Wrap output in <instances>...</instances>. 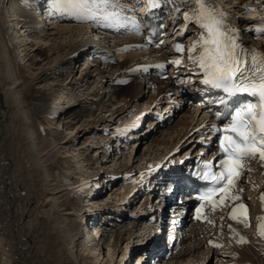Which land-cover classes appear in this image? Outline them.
<instances>
[{"label":"bare ground","instance_id":"obj_1","mask_svg":"<svg viewBox=\"0 0 264 264\" xmlns=\"http://www.w3.org/2000/svg\"><path fill=\"white\" fill-rule=\"evenodd\" d=\"M41 1L4 0L10 12L3 5L0 11L2 25L6 32L11 30V40L16 44L21 61L36 72L26 80L17 77L14 67L17 59L14 61L7 52V33L3 34V29H0V264H86L83 257L88 255L94 264H103L105 260L110 264L112 255L124 257L128 248L137 247L143 238L147 239L144 245L164 242L162 233L153 236L156 225L150 221L149 213L154 209L153 201L139 198L137 206L133 207L138 197L133 183L142 178V168L151 166L172 148L176 136L184 137L179 133L190 124L191 115L184 110L171 124L168 121L150 124L146 130L152 133L145 142L140 136H130L129 133L139 132L133 126L137 123L136 117L145 120L148 116V113H141V106L149 112L153 104L165 96L170 97L167 87L172 80L164 82L150 69L141 66L145 50L144 47L136 49L134 45L142 40V36L139 32L125 31L119 17L114 30L109 31L112 36L102 31V26L108 23L100 18L66 15L55 22L49 20V15H45V20L38 14L37 18L33 14ZM226 5L238 23L243 26L248 23L240 14L239 6L228 1ZM97 34H101V41L94 47ZM257 43L264 46V37ZM26 46L29 54L23 49ZM112 49L120 54L105 57V66L100 68L97 54L108 56L107 51ZM77 64L81 69L78 78ZM122 81L126 82L123 84ZM48 82L49 85L43 86ZM151 86L156 87L154 91L148 90ZM121 87H125L127 92L124 97L119 95ZM32 89L40 90V96L53 91L60 93L57 95L60 99L56 96L55 103L45 104L38 99L36 103L40 108L36 113L33 111L36 124L25 105V96L30 95ZM79 94L83 98L82 103L78 99L68 104L74 100L69 96ZM52 105L57 107L51 109ZM44 119L51 125L47 133L41 122ZM119 122L131 125L122 136L108 129V125ZM167 126H171L170 129L162 130ZM59 129L71 133L72 137L58 144L53 135ZM37 133L43 138V143ZM141 138L140 144L149 143L155 151L151 152L148 147L141 154L136 152L135 158H126L122 148ZM63 144L75 146L71 155L67 151L60 152ZM76 151H82L80 154L84 155L81 163L78 159L80 154H75ZM92 153L96 158L90 156ZM61 154L78 161L76 164H81V171L86 175L74 170L68 176L58 174L55 169L51 172L49 159L62 158ZM100 156L103 160L98 162L96 159ZM113 180L118 183H113ZM102 191L107 192L109 200L116 201V208L110 207L108 201L102 204ZM73 201L80 205V209L85 207L83 215L80 209L69 210L68 206ZM127 210L129 212L125 214L123 211ZM118 214L124 217L118 219ZM80 217L82 221L79 223ZM136 232L137 237L134 236ZM248 233L237 230L235 239L228 240L227 247L217 253L213 250L215 247L208 244L214 237L202 231L200 241L195 238L196 241L188 244L183 253L164 256L156 264H264V239L256 232L254 235ZM217 234L219 241H223L220 239L222 231L213 235ZM241 237L247 242L239 243ZM102 244L109 260L102 256ZM204 244L206 248L202 249ZM208 254L215 255L212 261ZM157 255L158 252L154 251V256ZM116 264H124V261L117 260Z\"/></svg>","mask_w":264,"mask_h":264},{"label":"snow or ice","instance_id":"obj_2","mask_svg":"<svg viewBox=\"0 0 264 264\" xmlns=\"http://www.w3.org/2000/svg\"><path fill=\"white\" fill-rule=\"evenodd\" d=\"M24 2L28 3V0ZM46 3L50 16L62 12L105 21L118 16V13L107 11L109 6H115V0H46ZM187 3L190 7L184 13L186 27L195 24L201 33L188 46L187 60L203 73L201 83L224 94L219 101L221 104L237 96L248 97L234 108L227 124L222 128L213 125V131L219 134L217 157L214 161H202V171L197 173V178L210 181L212 185L198 199L207 200L214 211L217 192L223 193L219 198L221 204L239 198L230 193L239 177L245 171L253 170L246 165L257 160L264 167V53L246 49L239 43L238 30L228 25L227 16L213 0H187ZM260 34L264 35V25L260 26ZM175 51L183 53L185 48L177 44ZM170 63L179 67L182 61L177 59ZM220 115L217 113L218 118ZM261 199L264 200V196ZM239 208L245 209V205L241 204ZM200 211L198 207L196 212L199 214ZM235 211L234 208L233 213ZM196 218L201 217L197 215ZM230 219L237 217L230 214ZM238 242L247 241L241 237Z\"/></svg>","mask_w":264,"mask_h":264},{"label":"rangeland","instance_id":"obj_3","mask_svg":"<svg viewBox=\"0 0 264 264\" xmlns=\"http://www.w3.org/2000/svg\"><path fill=\"white\" fill-rule=\"evenodd\" d=\"M5 4H7V2H5L4 3V0H0V11H1V6L3 5L4 7H5V10H8V8L6 7V5ZM21 4V3H20ZM7 12H10V10H8ZM9 16L10 14H6L5 16ZM3 24V20H2V16H1V14H0V29L2 30V32H3V34H6L5 35V43H6V49H7V52L9 53L10 52V55L14 58L13 60L15 61V59H17L14 63H15V65H14V67H15V70H16V73H17V77L20 79V80H26L27 78H31L32 76H33V74H35L36 72H35V69H29V66L27 65V63H26V65H24V63H23V60L21 61V59H20V56H19V51H17L16 50V44L13 42V40H11V37H12V32H11V30H8V32H6L7 30H5V27H4V25H2ZM2 25V26H1ZM12 34V35H11ZM11 47V48H10ZM14 47V48H13ZM18 47H20V46H18L17 45V48ZM26 48V49H25ZM23 49L24 50H26V52H27V50H29V48H28V46H26V47H23ZM11 50H12V52H11ZM21 50V49H20ZM13 51H14V53H13ZM18 52V53H17ZM28 54H29V52H27ZM29 57H30V55H29ZM20 59V60H19ZM17 62V63H16ZM81 64V63H80ZM79 66V64H77L76 65V70L75 71H78L77 72V74H76V76H77V78L80 76V72H81V69L79 68H77ZM104 64L103 65H101V66H99L100 68H104ZM28 69V70H27ZM66 77V74L64 75V78ZM100 78H99V76H98V80H99ZM49 83L50 82H48V83H46V84H44L43 86H45L46 87V85H49ZM102 85H103V83H102ZM101 85V86H102ZM42 86V87H43ZM37 87H39V85L37 86ZM73 87V86H72ZM65 88V87H64ZM125 87H121L120 88V90H119V95L121 96V97H124V95H127V92H125L126 91V89H124ZM65 92H66V90H65ZM144 92H146V93H148V90L147 89H144ZM57 93V94H56ZM71 93H73V91H71ZM40 94V90L39 91H37L36 92V90H33L32 89V92H31V94L30 95H26L25 96V105L27 106V110H28V112L30 113V117L31 118H33L32 120H33V123H35L36 124V117H35V113H36V111H37V109L38 108H40V107H38L37 106V103L36 102H39V101H44V103L45 104H47V103H55L56 101H54L55 100V97L58 95V94H60L59 92H49L48 94H43V96H40L39 95ZM66 94V93H65ZM76 94V93H75ZM119 95H117L118 97H120ZM65 96H67V95H65ZM42 97V98H41ZM58 97V96H57ZM63 97H64V95H63ZM40 98V99H39ZM49 99V101H46V99ZM59 98V97H58ZM57 98V99H58ZM69 98H72V99H74V100H70L71 102H68V104H73V102L75 101V100H78L79 99V101H80V103H82L83 101H82V96L79 94V95H77V96H69ZM37 99V100H36ZM38 99H39V101H38ZM60 99V98H59ZM59 99H58V101H59ZM46 101V102H45ZM118 102V101H117ZM122 104L124 103V102H121ZM33 106V107H32ZM115 106H116V104H115ZM113 107V109H115L116 107ZM30 107V108H29ZM36 107V108H35ZM42 107V106H41ZM55 107H57V105H52V107H51V109H53V108H55ZM31 111H30V110ZM36 109V110H35ZM35 113H34V112ZM33 116V117H32ZM64 118H66V117H64ZM35 119V120H34ZM41 122L45 125V129L47 130L46 131V133L47 132H49L50 130H51V125L48 123V120H46V119H44V120H41ZM35 124H34V127H35ZM58 126V125H57ZM57 126H55V128H57ZM170 127L171 126H167V127H165L164 129H162V130H167V129H170ZM36 128V127H35ZM59 128V127H58ZM78 128V127H77ZM62 129V128H61ZM35 130H37V128L35 129ZM38 131V130H37ZM58 133L57 134H55V135H53V138H54V140H56L57 141V143L58 144H61V143H64L65 142V139H69V138H71L72 136L70 135L71 133H69V132H64L63 130H61L60 131V129H59V131H57ZM69 135H68V134ZM38 134V133H37ZM59 134V135H58ZM39 135V134H38ZM40 136V135H39ZM40 138V142L41 143H43V138H41V136L39 137ZM89 140H90V137L88 138ZM136 141L134 140V141H132V142H130L129 144H128V146L125 148V147H123L122 149V153H124L125 155L124 156H126V158L128 157V158H131V159H133V157L135 158V154H136V152L138 153V154H141L142 153V151L144 150V152H145V150L149 147V143H146V144H140V142H138V143H136L135 144V148H133L132 147V145L135 143ZM79 144H81V141L79 142ZM86 144H88V143H86ZM70 146V147H69ZM65 145V144H63L62 146H61V149H60V152H68V155L70 154L71 155V152H72V150L73 149H75V146H73V145ZM76 148H78L77 146H76ZM150 148V147H149ZM72 149V150H71ZM151 149V148H150ZM132 150V151H131ZM155 151V149H151V152H154ZM77 152V153H76ZM75 152V154H80L82 151H80V153H79V151H76ZM143 152V153H144ZM68 155H63V154H61L60 156L62 157V158H58L57 160H53L52 158L51 159H49V161H48V168H49V170L52 172L54 169L58 172V174H61V175H64V176H68V175H70V174H73L74 172L75 173H78V174H84L82 171H81V168H80V165L81 164H76V162H78V161H76L74 158H72V156L70 157V156H68ZM80 156V157H79ZM83 156V157H82ZM90 156L91 157H95L96 158V156L92 153V154H90ZM130 156V157H129ZM65 157V160L63 159ZM78 159L80 160V163L83 161V159H84V155H82V154H80V155H78ZM81 158V159H80ZM94 158V159H95ZM98 162H101L102 160H103V158L101 159V156H100V158L99 159H96ZM114 160H117V157H115L114 156ZM52 161V162H51ZM120 161H122V160H120ZM120 161L118 162V163H120ZM137 162V161H136ZM139 164V163H138ZM71 165L73 166V168L71 169ZM50 166H52V167H50ZM140 166H142V163L140 162ZM114 168V167H113ZM117 168V167H116ZM134 168H136V165H135V167ZM83 169H87V168H83ZM73 170H74V172H73ZM101 172H103L104 173V171H102V170H100ZM88 172L90 173L91 171L88 169ZM88 173V174H89ZM87 174V175H88ZM56 175V174H55ZM84 175H86V174H84ZM103 175V174H102ZM128 176V175H127ZM91 189V188H90ZM96 191H98V190H96ZM96 191H94V192H96ZM88 193V192H87ZM101 198H104L103 199V201H102V204L103 203H108L109 202V205H110V207H112L113 206V208H116V205H115V203H116V201H114V200H109V196H108V194H107V192L105 193L104 191H102V195L100 196ZM108 201V202H107ZM130 201H132V200H130ZM83 204V203H82ZM153 204V203H152ZM152 204H150V206H152ZM83 205H85V202H84V204ZM79 204H77L76 202H72L69 206H68V208H69V210H79L80 208H79ZM132 207V206H131ZM85 208V207H84ZM84 208L83 209H80V212H82V215H83V211H84ZM128 209H129V207H128ZM131 209V208H130ZM132 209H134L133 210V213H136V211H135V208H132ZM128 211V210H127ZM113 216V215H112ZM79 223L82 221V218L80 217L79 218ZM78 225V224H77ZM82 230V227H81V229L79 230V231H81ZM137 232H136V234H134V236H136L137 237ZM82 235L84 236V232H82ZM112 240V239H111ZM103 245V244H102ZM102 248H104V251H103V253H102V256L104 255V257L106 258H108V260L110 259L109 258V256H107L106 255V248L104 247V245L103 246H101ZM121 248H124V246H122ZM124 250L126 251V248H124ZM122 251V250H121ZM125 251H122V253H124ZM116 255V254H115ZM121 254H119V255H116V256H114V255H112V261L113 262H110V264H116V261L117 260H121L122 258L121 257H119ZM114 257V258H113ZM117 257V258H116ZM84 258V262H86V264H94V261H93V258H91V256H86V258L85 257H83ZM115 259V260H114ZM105 262V263H104ZM103 262V264H106L107 262H106V260ZM96 264V263H95Z\"/></svg>","mask_w":264,"mask_h":264},{"label":"water","instance_id":"obj_4","mask_svg":"<svg viewBox=\"0 0 264 264\" xmlns=\"http://www.w3.org/2000/svg\"><path fill=\"white\" fill-rule=\"evenodd\" d=\"M42 130V128H40Z\"/></svg>","mask_w":264,"mask_h":264}]
</instances>
